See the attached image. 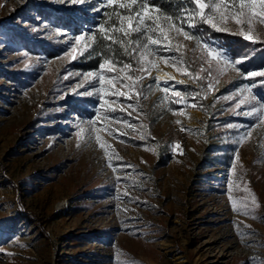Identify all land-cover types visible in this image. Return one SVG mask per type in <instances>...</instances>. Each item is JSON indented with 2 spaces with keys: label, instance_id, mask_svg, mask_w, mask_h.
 Wrapping results in <instances>:
<instances>
[{
  "label": "rangeland",
  "instance_id": "1",
  "mask_svg": "<svg viewBox=\"0 0 264 264\" xmlns=\"http://www.w3.org/2000/svg\"><path fill=\"white\" fill-rule=\"evenodd\" d=\"M113 24V8L98 0H0V264H264V121L255 113L264 77L245 78L197 43L231 58L201 29L239 35L248 24L229 18L216 31L198 23L185 28L196 37L187 40L171 32L179 50L149 57L157 65L150 75L134 73L144 77L141 94L106 111L99 95L83 93L95 84L87 74L114 58L98 31ZM250 35L264 45L258 20ZM119 59L129 60L123 49ZM243 63L246 73L264 70ZM159 68L173 71L163 86L189 104L199 93V106L174 114L173 92L155 83ZM93 120L119 130L113 137L98 128L107 154Z\"/></svg>",
  "mask_w": 264,
  "mask_h": 264
},
{
  "label": "snow or ice",
  "instance_id": "2",
  "mask_svg": "<svg viewBox=\"0 0 264 264\" xmlns=\"http://www.w3.org/2000/svg\"><path fill=\"white\" fill-rule=\"evenodd\" d=\"M72 3H82L85 0H71ZM100 4H106L108 7L113 8V12L116 16V24L111 25L106 28L104 25L98 26L99 33L103 34V39L106 41H111L113 44H119L123 49V55L129 57V60H121L119 58H105L97 66V70L88 73V77H95V84L91 89H86L85 93L87 95H92L93 93L99 95L101 107L105 108L106 111H110L106 105L109 103L116 104L120 103V97H125L126 99H133L138 97L142 88L139 86L140 82L144 78L142 75H135L134 73H148L150 75L151 70L156 68L157 65L149 60V57L159 56V51L172 52L174 50L178 51V45L172 44V38L170 37L171 32H175L176 35H182L187 39H196L194 32H190L187 29H194L196 24L204 23L213 27L216 31L225 30L220 27V25L226 24L229 18H232L237 25H242L244 23L248 24V31L239 30L238 34L241 35L245 40H252L253 37L250 35L252 30V24L257 21L264 25V0H191V4L194 5V10L187 11L183 19H180L179 23L175 22L176 17L171 14H165L163 18L159 15H153V12L160 13L163 10L157 5L150 4L149 0H98ZM114 6V7H113ZM124 11H120V10ZM210 10V11H206ZM105 15H109L105 13ZM118 25V26H117ZM111 33H122V36L117 38ZM136 34V38L133 39V34ZM156 34V35H153ZM84 40V36L76 37L75 42L79 44ZM198 44L203 45L207 56L211 57L213 60L223 61L225 65H231V67L247 78L251 77H264V70H253L251 72H245L243 69L237 66L242 64L247 57L230 58L226 51L223 49H217L216 47L207 43V41L201 42L197 40ZM73 52L76 51L75 48L72 49ZM83 54V53H81ZM73 59L76 57L73 56ZM167 64L170 61H177L182 63L175 56H163L159 57ZM134 60L136 67H134ZM180 69H178L179 71ZM189 78H194L193 74L190 72H185ZM167 75V74H166ZM87 78V77H86ZM171 79V77H169ZM155 83L159 90L165 94L169 91L173 92V96L176 97L172 103L178 105L177 108L173 109L174 114L184 115V110L191 107H198L199 105L195 103V99L199 96V93H194L192 97V103L189 104V100L185 94L180 91L171 89L170 87H165L168 83L167 80L161 82L160 77L155 78ZM264 83V81L260 82ZM151 87V86H150ZM211 83L208 85V89L211 90ZM81 94V93H77ZM109 95L115 97L114 100L108 101L105 98ZM240 103H244L243 100ZM239 107V104L237 105ZM264 102L261 104V108H256L255 113L264 121ZM126 109L137 110L134 104H121V110ZM248 115L250 113H241ZM104 119L115 121V116H105ZM121 123L125 127H134L130 122L121 120ZM177 124L181 122L176 121ZM92 132L95 134V140L99 144L100 148L104 149L105 154L109 151L105 142L101 139L98 134L97 121H91ZM100 131H106L109 135L116 137L117 130H113L110 127L99 128ZM182 131H193L189 129L181 128ZM83 132V129L77 133L79 136ZM126 133H121L124 135ZM251 135V129L246 130L240 137V142L248 138ZM176 148L179 145L175 146ZM116 154L113 153V156ZM119 160V157H116ZM109 167L113 171H117V165L113 164L109 160ZM130 165L119 164L120 169H126ZM119 182V178H118ZM124 195H128L127 192ZM254 202V201H253ZM233 210L236 209L235 201H233ZM247 215V213H245Z\"/></svg>",
  "mask_w": 264,
  "mask_h": 264
},
{
  "label": "trees",
  "instance_id": "3",
  "mask_svg": "<svg viewBox=\"0 0 264 264\" xmlns=\"http://www.w3.org/2000/svg\"><path fill=\"white\" fill-rule=\"evenodd\" d=\"M150 4L157 5L163 11L160 14H171L176 18L186 15L187 11L194 8L191 0H149ZM64 20V19H63ZM64 22V21H63ZM63 22L61 24H63ZM67 23V22H66ZM202 25H197V27ZM206 37L214 39L230 54L231 58L247 57L243 64L246 68L264 67V45L259 43H251L244 40L241 36L235 34L205 31ZM101 43V42H100ZM44 46V45H41ZM121 47L119 44H111L110 53L114 58L120 57ZM77 108V107H75Z\"/></svg>",
  "mask_w": 264,
  "mask_h": 264
},
{
  "label": "bare ground",
  "instance_id": "4",
  "mask_svg": "<svg viewBox=\"0 0 264 264\" xmlns=\"http://www.w3.org/2000/svg\"><path fill=\"white\" fill-rule=\"evenodd\" d=\"M169 74H173V71L168 70V69H164V68H159V69H157L155 76L156 77L159 76L161 82H163L164 80L168 81V78L170 77ZM198 116H199V114L197 112H194L191 115V120L192 121L196 120L198 118Z\"/></svg>",
  "mask_w": 264,
  "mask_h": 264
}]
</instances>
